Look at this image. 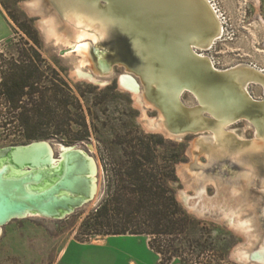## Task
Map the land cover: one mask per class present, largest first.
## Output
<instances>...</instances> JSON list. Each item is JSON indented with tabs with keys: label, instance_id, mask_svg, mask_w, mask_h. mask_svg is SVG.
I'll list each match as a JSON object with an SVG mask.
<instances>
[{
	"label": "rangeland",
	"instance_id": "rangeland-1",
	"mask_svg": "<svg viewBox=\"0 0 264 264\" xmlns=\"http://www.w3.org/2000/svg\"><path fill=\"white\" fill-rule=\"evenodd\" d=\"M59 2V0H53ZM224 14L225 34L216 40L214 46L206 51L219 68L234 67L236 65L255 64L264 69V0H213ZM59 4V3H58ZM30 5V6H26ZM60 5V4H59ZM63 19L53 9L47 0H0V53H6V57L14 52V48L24 47L26 37L21 25H25L27 20H31L34 28L38 31L43 44V55L51 63L53 68H57L62 76L69 82L78 93V88L86 89L88 86L96 88L95 95H87L92 98L93 103L100 101L99 96L103 95L106 88L111 85L117 87L114 93H110L102 106L93 110V117L87 116L90 126H137L138 129L154 143L161 139L164 141L163 148L158 150L159 164H165L164 156L168 160L179 158L176 167L178 182L168 178V184L176 190V196L183 209L191 218L188 225V234L184 238L173 235H163L159 237L167 250H177L181 258H176L174 264H259L252 261L242 262L238 258L240 251L252 249L254 237L246 231L240 230L236 221L233 224L228 216H235L234 211L242 205L251 202L254 208L263 209L256 202L264 203L263 188L247 186H231L223 180H229L237 175L245 173L238 171L231 161L214 162L209 164L208 157L199 152L198 140L212 144L213 132L205 129L198 132H186L179 138L166 136L160 131L149 130L148 121L158 120L159 111L156 108L147 106L145 110L136 101V97L129 90H125L119 85V76L126 72L125 67L115 62L116 56L111 51V38L101 35L99 39L91 42L88 56L99 50L110 62L114 61L112 73L103 78L96 71L95 77L102 79L103 84L76 76V69L90 64L88 56L77 53L78 58L73 65L70 60L59 55L61 48L71 45L64 44L61 40H73L74 32L78 31L76 19L79 17L89 18L81 10L68 8L60 5ZM55 16V26L51 23H43L45 17ZM18 20L19 23L16 22ZM94 23L99 25L100 19L94 18ZM52 28L55 33L51 32ZM67 34V35H66ZM66 36V38H65ZM61 40H60V39ZM89 72V69H85ZM140 82V78L136 76ZM141 83V82H140ZM87 90V89H86ZM249 91L257 99H263L264 93L258 83H251ZM108 94V92H105ZM82 99V98H81ZM180 101L187 105L186 108L195 106L194 99L189 92H183ZM90 102V105L93 103ZM82 103L87 109L90 105L82 99ZM89 105V106H88ZM106 106L107 111L102 113L98 109ZM108 121H106V119ZM147 120V121H146ZM228 133H233L246 141H255L256 132L252 124L245 118H239L225 126ZM152 136H155L152 138ZM51 140L53 143H61L57 139ZM110 140H118L110 138ZM29 143V142H27ZM12 143L7 140L0 130V146L27 144ZM92 144L91 155L98 162V194L96 198L86 206L78 209L75 213L64 219H52L42 216H27L16 218L0 230V264H75L84 251L89 248H101L108 246L106 236L88 235L83 227L84 220L91 214L106 197L108 179L107 168L109 164L103 159L104 151L93 135L91 141L79 144L86 148L87 144ZM63 144V143H62ZM180 151V153H179ZM198 153L196 154V152ZM180 155V157H178ZM203 166H207L204 173L208 179L201 185L190 180L186 182L182 167L189 168L194 161ZM171 162V161H170ZM201 170H193V173ZM245 190L251 191L248 195ZM237 189V190H236ZM182 194L187 196L190 208L182 201ZM263 198V200H262ZM260 200V201H259ZM264 206V205H263ZM248 206L244 207L243 215L249 218ZM264 229V220H261ZM149 241L155 239L154 235L147 236ZM115 249L122 251L129 247L128 240L112 242ZM258 244V243H257ZM254 248H260L258 244ZM253 248V249H254ZM65 250L64 255L62 252ZM150 252V253H149ZM169 256V253H168ZM126 262L131 256L124 254ZM164 256L149 249L146 262L148 264H161Z\"/></svg>",
	"mask_w": 264,
	"mask_h": 264
},
{
	"label": "bare ground",
	"instance_id": "bare-ground-1",
	"mask_svg": "<svg viewBox=\"0 0 264 264\" xmlns=\"http://www.w3.org/2000/svg\"><path fill=\"white\" fill-rule=\"evenodd\" d=\"M110 2V19L101 20L98 0H89L91 18L77 17L75 20L78 31L74 32L73 40H60L71 45L77 53L88 56L91 42L105 35L107 27L116 25L134 29L147 35L153 44V52L160 62L161 74L152 76L154 84L162 85L164 100L171 109L169 113L176 116L183 124L195 131L210 129L213 132L212 147L220 152H229L232 148L237 154L259 155L264 149V98L257 99L249 91V85L258 83L264 93V69L254 63L219 68L213 58L206 53L214 46L217 39L226 31L224 14L213 0H108ZM100 19L96 25L94 18ZM100 17V18H99ZM51 32L54 34L55 29ZM67 35V34H66ZM66 38V36H65ZM96 52H99L97 50ZM87 61V59H86ZM79 73H82L79 70ZM125 90H137L138 86L123 78L120 82ZM189 89L194 96L195 106L186 108L180 98ZM228 103L226 104V102ZM158 120H151L149 130L158 131ZM241 118L247 119L256 132L255 141H246L235 134L228 133L225 126ZM160 125V124H159ZM53 149L40 143L31 147L14 149L7 159L0 162V173L6 179H18L27 174L42 172L44 178L40 183L28 184L30 191H42L51 186L63 174V159L59 167L54 166ZM31 166L30 171L25 167ZM242 184L255 188L250 181L258 178L259 169L251 166ZM189 178L201 185L197 173L188 171ZM188 176V175H187ZM240 184L239 186H241ZM238 186V185H232ZM237 190V189H236ZM246 194L251 191L245 190ZM263 200V198H262ZM260 201V200H259ZM263 209H255L253 204L242 205L234 211L235 216L227 215L229 221L240 230L254 237L253 248L244 249L239 256L246 253L247 260L264 264V203L256 202ZM248 206L249 218L243 215L244 207ZM61 213L59 216H62ZM40 216L37 212L25 213L21 217ZM257 244V245H258ZM65 250L62 252L64 254ZM259 257L253 260V254Z\"/></svg>",
	"mask_w": 264,
	"mask_h": 264
},
{
	"label": "trees",
	"instance_id": "trees-1",
	"mask_svg": "<svg viewBox=\"0 0 264 264\" xmlns=\"http://www.w3.org/2000/svg\"><path fill=\"white\" fill-rule=\"evenodd\" d=\"M25 25L20 28L27 37H22L26 45L14 48L8 57L0 53V130L5 138L12 143L57 139L70 146L91 141L96 135L110 173L106 197L83 222L87 234L154 235L149 244L164 256L161 264L181 258L178 249L167 250L159 239L163 235L184 238L191 223L176 190L168 184L169 177L179 181L172 166L179 158L164 156L166 163L159 164L158 150L164 141L154 143L137 126H90L87 116L93 117L94 108L102 106L117 87L108 86V94H97V103L87 96L95 95L93 86L78 88V95L43 55L42 40L32 21ZM81 98L93 104L86 109ZM98 110L104 113L107 108Z\"/></svg>",
	"mask_w": 264,
	"mask_h": 264
},
{
	"label": "water",
	"instance_id": "water-1",
	"mask_svg": "<svg viewBox=\"0 0 264 264\" xmlns=\"http://www.w3.org/2000/svg\"><path fill=\"white\" fill-rule=\"evenodd\" d=\"M47 1L62 19L64 16L60 10V5L81 10L89 16L92 15L91 10L88 9V6H90L89 0ZM109 6L110 2L108 0H98L97 7L101 16L99 18L103 21L110 19ZM104 36L111 38V51L117 57L115 62L122 64L126 70L125 73L119 76V85L123 78L136 84L138 89L129 91L134 94L142 109L145 110L147 106L156 108L163 117L161 121H158L160 125L156 124L159 128L158 131L172 138H179L186 132H198L185 126L181 120L169 113L171 108L167 106L163 98L165 93L162 85L159 83L154 84L151 75H154V77L159 76L162 67L153 52L154 47L151 39L139 31L116 25L107 27ZM58 53L61 57L70 60L73 65L78 58L77 51L72 46L61 48ZM87 62H90V64L76 69L75 74L78 78L89 79L97 84H103L104 81L102 79L95 77L96 71L99 72L101 78L112 73L114 61L110 62L102 55V52L94 51L91 57L88 56ZM85 69L90 71L86 72ZM79 70L82 73H79ZM136 76L140 78L141 83L136 79ZM184 92H189L194 98L189 89ZM148 123L150 124L151 122L148 121ZM40 143H45L53 149L55 167H59L61 161L65 159L63 174L45 190L30 191L27 185L42 182L44 178L42 172L30 173L18 179H6L0 173V230L10 221L20 218L29 212H37L42 217L52 219L67 218L78 209L92 202L98 194L99 167L97 160L91 155L93 149L91 143L87 144L86 148H83L79 145L68 146L62 143H53L51 140H35L22 145L0 146V162L7 159L14 149L31 147ZM197 145L199 152L208 157L209 164L231 161L238 171H245V173L226 181L223 180V182H227L231 186H239L246 178V173L251 171V166H254L259 169L258 178L252 179L250 184L256 187L264 184V149L259 155L252 156L237 154L235 148H232L229 152H220L214 149L211 143H206L203 140H198ZM25 168L30 171L31 166H26ZM182 169L186 182L191 180L189 174H187L188 171L193 172V170H201L200 172H195L201 182L208 179L204 175L207 172V166L199 164L197 160L189 168L182 167ZM182 201L190 208L188 198L183 194ZM61 213L63 215L59 216ZM252 257L255 260L259 255L254 253Z\"/></svg>",
	"mask_w": 264,
	"mask_h": 264
},
{
	"label": "crops",
	"instance_id": "crops-1",
	"mask_svg": "<svg viewBox=\"0 0 264 264\" xmlns=\"http://www.w3.org/2000/svg\"><path fill=\"white\" fill-rule=\"evenodd\" d=\"M146 237L147 236L141 235L106 236L105 238L108 239L109 242L108 246L86 249L82 256L77 258L75 264H148L146 262L148 246L149 249L152 250V248ZM120 240H128L130 243L128 245L129 247H126V249L122 251L115 249L112 242ZM124 254L131 256L127 262L123 257Z\"/></svg>",
	"mask_w": 264,
	"mask_h": 264
},
{
	"label": "clouds",
	"instance_id": "clouds-1",
	"mask_svg": "<svg viewBox=\"0 0 264 264\" xmlns=\"http://www.w3.org/2000/svg\"><path fill=\"white\" fill-rule=\"evenodd\" d=\"M26 6H30V5H26ZM42 22L45 23V24L51 23L52 25L55 26L56 18H55V16H47V17L44 18V20ZM239 259L243 260V261H246L247 260L246 253L244 255L240 256Z\"/></svg>",
	"mask_w": 264,
	"mask_h": 264
}]
</instances>
